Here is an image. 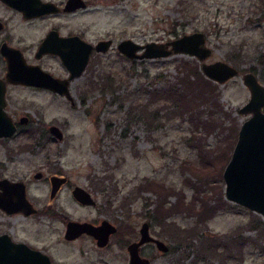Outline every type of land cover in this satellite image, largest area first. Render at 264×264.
<instances>
[{
    "label": "rangeland",
    "instance_id": "374dc122",
    "mask_svg": "<svg viewBox=\"0 0 264 264\" xmlns=\"http://www.w3.org/2000/svg\"><path fill=\"white\" fill-rule=\"evenodd\" d=\"M89 2L88 9L72 16V24L74 29H87L91 40L129 38L144 44L202 31L213 51L206 62L224 60L240 70L223 83L205 77L217 87L219 110L213 122H223V129L215 127L192 140L199 135L201 125L169 114L164 103H152V95L145 93L159 83L156 75L173 80L182 74H178L176 59L194 60L200 70V62L184 54L129 59L115 48L95 53L74 85L79 90L87 81L88 92L73 96V104L66 98L13 89L10 111L16 116L27 115L31 126L57 124L63 139L37 144L32 136L17 133L1 140L0 161L5 168L0 167V175L27 181L30 200L43 207L48 202L49 185L32 174L42 170L47 175L56 166L97 201L94 207L80 206L64 188L57 204L74 220L105 218L119 226V231L111 236L108 246L98 248L88 236L67 242L64 223L58 219L8 217L0 212V234L7 232L14 240L43 250L52 264H127L126 246L138 239L145 221L150 233L169 248L161 252L144 244L142 255L148 256L151 264H264V219L225 199L222 171L228 160L221 155L227 149V127L236 124L238 129L248 117L238 112L249 98L242 73L252 71L264 84V0ZM108 75L115 78L113 88L101 85ZM203 149L201 157L199 150ZM146 180L153 185L144 188ZM157 184L176 193L171 191L160 203ZM216 185L222 186L223 208L207 221L187 211L193 199L198 202L213 197ZM256 222L258 227H254ZM210 235L218 242H227L228 248L222 246L214 256L209 255L202 244Z\"/></svg>",
    "mask_w": 264,
    "mask_h": 264
},
{
    "label": "flooded vegetation",
    "instance_id": "af4514ba",
    "mask_svg": "<svg viewBox=\"0 0 264 264\" xmlns=\"http://www.w3.org/2000/svg\"><path fill=\"white\" fill-rule=\"evenodd\" d=\"M74 4H77L76 7H73ZM89 4V0H0V127L6 126V119H9L15 128L10 136H0V141L11 138L17 133L32 136L37 144H41V141L46 140H62L63 131L57 124L50 123L45 126L40 125L35 127L31 126L30 118L27 115H14L10 111V107H12L10 103L12 90L24 89L31 92H40L54 97L66 98L73 104V100L68 99L67 96L72 98L76 95H85L88 92L87 87L89 84L86 83L87 81L81 83L82 88L79 90L75 89L74 85L75 81L83 76L90 56L95 53H105L110 48H115L116 51L121 54L116 48V45L121 40L116 41L113 37H99L91 40L87 35V29H74L72 16L80 11L88 9ZM103 40L110 41L107 49L105 51H97L95 49L96 45ZM85 43L90 44L92 47L88 56V61L79 76L71 77V74L77 71V64L82 60L85 51ZM74 62L76 64H73ZM24 80H26L27 83L24 82ZM51 80L59 81V85L64 86L68 93H59L44 85L50 83ZM51 125H56L60 129L62 133L61 139L54 136L50 131ZM50 164L54 165L55 162ZM0 167L2 169L5 168V164L1 161ZM37 174H39V176H36ZM32 176L34 179L46 180L48 182L49 195L48 202L45 206L39 207L36 202L30 200L27 192V181H23L20 178L14 179L5 175H0V179L8 180L5 184L0 185V193H4L5 190L9 189L15 192L16 188L11 186V183L22 182L24 184L26 199L32 204L34 209L32 213L27 215L21 211L8 213L1 208L0 212L8 217L18 215L27 218L34 215L35 217L47 218L48 220L58 219L64 223L63 238L67 242L77 240L83 236H88L96 245L93 236L86 233H81L71 240L66 239L64 237L66 225L68 221H86L98 225L105 218L99 221L74 220L61 204H57V200L64 191L63 189L67 188L70 198L74 199L78 205L83 207H94L97 201L92 193L87 188L82 187L89 192L94 201L93 204H82L77 201L73 196V189L75 186L79 185L72 184L68 176L63 174L60 168H56V166H54L52 171L47 175H45L42 170H37ZM52 177H56V179H53L54 184L51 179ZM12 190L11 194L14 193ZM108 221L116 227V231L110 234L106 245L103 247H98L96 245L98 248H105L108 246L111 236L119 231V226H116L110 220ZM148 226L150 233L149 223ZM4 233L10 236L7 232H2L1 234ZM150 235L152 234L150 233ZM11 239L14 240L12 237ZM14 241L25 243L29 247L45 253L43 250L34 248L24 241ZM133 241L136 240L130 242ZM146 243L155 246L152 241L143 243L139 248L140 255H142L141 247ZM145 257L150 260L151 264V259L148 256Z\"/></svg>",
    "mask_w": 264,
    "mask_h": 264
},
{
    "label": "water",
    "instance_id": "95a60500",
    "mask_svg": "<svg viewBox=\"0 0 264 264\" xmlns=\"http://www.w3.org/2000/svg\"><path fill=\"white\" fill-rule=\"evenodd\" d=\"M76 5L74 4L73 7ZM109 43V40L100 41L95 49L105 51ZM91 48L90 44L85 43L82 60L77 64V71L73 72L71 77L80 75L88 61ZM116 48L129 59H158L175 54L194 57L200 62V71L204 77L217 83H223L237 76L240 71L224 60L206 62L213 51L206 44V37L202 31L184 33L164 42L150 41L144 44L125 38L116 45ZM241 80L249 91V98L238 108V112L248 115V117L238 128L236 142L222 171L223 193L226 200L244 206L264 219V84L260 83L252 71L243 72ZM44 85L59 93H68L57 80H51L50 83ZM67 97L72 100L70 96ZM14 129L12 122L6 119V126L0 127V136H10ZM50 131L57 138H62V133L56 125H51ZM51 179L54 184L53 179L56 177ZM6 182H8L7 179H0V185ZM11 186L16 188L15 192L9 189L0 193V208L8 213L20 211L25 215L32 213L34 209L26 199L24 184L16 182L11 183ZM11 190L14 192L13 194H11ZM73 196L82 204L94 203L89 192L80 186L74 187ZM115 231L116 227L106 219L98 225L86 221H68L64 237L71 240L81 233H86L93 236L98 247H103L107 244L110 234ZM148 241H152L156 248L162 252H167L169 249L161 239L150 235L148 223L143 222L139 228L138 240L130 242L126 246L129 256L128 264H150V260L139 253L140 246ZM0 264L52 263L50 257L45 253L29 247L25 243L16 242L4 233L0 234Z\"/></svg>",
    "mask_w": 264,
    "mask_h": 264
},
{
    "label": "trees",
    "instance_id": "16d2710c",
    "mask_svg": "<svg viewBox=\"0 0 264 264\" xmlns=\"http://www.w3.org/2000/svg\"><path fill=\"white\" fill-rule=\"evenodd\" d=\"M176 67H178V74L179 72H182V74L177 75L173 80H164L161 74L155 76L156 78L158 77L157 82L159 83H156L152 90H146L145 92L146 94L152 95V103H164V105L168 108L169 114H175L177 116L179 115L184 119H188L189 121L195 120V126L201 125L198 127V129H201V131L198 132L199 135L196 133L198 129L193 131V133L195 132L194 134H197L198 136H194V139L192 140L200 139L199 136L203 134V132H208V130L210 131L215 127L221 129L223 122H220L219 124H216L215 121L213 122V120H216L214 118V114L219 110V94L216 85L210 80L205 79L199 70L198 64L194 60L183 58L178 60L176 59ZM179 67H182L183 69H179ZM90 84H93L92 80L90 81ZM101 85L103 88H113L115 85V78L111 75H108L104 83ZM201 107H204L209 113L205 114ZM201 112L204 113L203 118H201ZM198 118L200 120H198ZM227 130V149L223 152V154H221L224 158V161H227L230 157V153L236 141L238 131L236 124L228 126ZM192 140L189 141L190 145H192ZM205 149L199 150L201 157L204 155L202 152ZM208 151L210 153L211 149ZM219 179H221V174H219ZM151 184L153 185V182L146 180L142 185L144 188H147ZM155 186L158 187L160 203L165 202V197L168 196L171 191L172 193H176L173 189H167L163 184H157ZM216 186L217 191L216 189L213 191V197L199 200L198 202H196L197 200L193 199L188 204L189 206L187 211H190L191 214L193 213L197 218H199V220L207 221L211 216L217 213L219 209L223 208L224 204H226V200L223 198L222 186ZM178 198L179 200L181 199L179 196ZM210 200H212V204L210 203ZM258 226L259 223L256 222L254 227ZM190 246L191 245H189V248ZM222 246H224L223 249L226 250L228 248L227 242H218L217 238L214 239L210 235V237L204 240L202 249L204 251L207 250L209 255L214 256L217 250L222 248Z\"/></svg>",
    "mask_w": 264,
    "mask_h": 264
}]
</instances>
